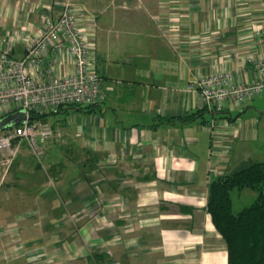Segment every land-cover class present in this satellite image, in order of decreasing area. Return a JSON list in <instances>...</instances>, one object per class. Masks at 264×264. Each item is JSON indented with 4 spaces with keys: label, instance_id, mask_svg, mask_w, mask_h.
Returning a JSON list of instances; mask_svg holds the SVG:
<instances>
[{
    "label": "crops",
    "instance_id": "obj_1",
    "mask_svg": "<svg viewBox=\"0 0 264 264\" xmlns=\"http://www.w3.org/2000/svg\"><path fill=\"white\" fill-rule=\"evenodd\" d=\"M66 1L95 19L105 100L38 111L55 132L40 157L24 145L7 169L0 153V264H228L209 185L247 130L240 107L210 111L194 88L259 79L264 0H0V51L22 59Z\"/></svg>",
    "mask_w": 264,
    "mask_h": 264
},
{
    "label": "built area",
    "instance_id": "obj_2",
    "mask_svg": "<svg viewBox=\"0 0 264 264\" xmlns=\"http://www.w3.org/2000/svg\"><path fill=\"white\" fill-rule=\"evenodd\" d=\"M56 5L60 11L45 18L41 35L28 43L22 59H14L9 47L0 51V109L12 106L27 112L24 124L0 134L2 164L7 169L24 145L40 157L43 145L54 137L49 125L30 119L33 111L99 105L105 100L103 79L96 70V46L90 40L95 33V19L83 10L75 11L68 1ZM65 56L73 67L69 74L58 70ZM257 69L259 79L252 83L233 84L231 74L217 73L201 79L194 89L210 111L222 113L227 108L241 107L264 95V58ZM217 122L208 124L213 136Z\"/></svg>",
    "mask_w": 264,
    "mask_h": 264
},
{
    "label": "trees",
    "instance_id": "obj_3",
    "mask_svg": "<svg viewBox=\"0 0 264 264\" xmlns=\"http://www.w3.org/2000/svg\"><path fill=\"white\" fill-rule=\"evenodd\" d=\"M99 105L75 108L83 113H91ZM36 113H31L32 121L41 117L40 113ZM246 188L257 192V199L235 215L231 191ZM208 212L215 229L227 245L228 264H264V162L248 163L243 168L212 180Z\"/></svg>",
    "mask_w": 264,
    "mask_h": 264
},
{
    "label": "rangeland",
    "instance_id": "obj_4",
    "mask_svg": "<svg viewBox=\"0 0 264 264\" xmlns=\"http://www.w3.org/2000/svg\"><path fill=\"white\" fill-rule=\"evenodd\" d=\"M55 111L51 108L42 110V112L49 114ZM232 115L233 118L242 115L239 117L246 125L243 124L241 129H243L242 131L247 130V139L241 142L245 146L238 152L237 148L234 157H232L229 163L230 171L234 172L235 169L243 168L250 162H264V95L253 102L252 108L240 107V109L233 110ZM231 199L233 202V213L238 215L243 209L250 207L255 202L257 192L249 188L244 190L234 189L231 191Z\"/></svg>",
    "mask_w": 264,
    "mask_h": 264
},
{
    "label": "water",
    "instance_id": "obj_5",
    "mask_svg": "<svg viewBox=\"0 0 264 264\" xmlns=\"http://www.w3.org/2000/svg\"><path fill=\"white\" fill-rule=\"evenodd\" d=\"M26 120H27L26 110H18L15 113L0 118V134L9 128H12L13 126L24 124Z\"/></svg>",
    "mask_w": 264,
    "mask_h": 264
}]
</instances>
